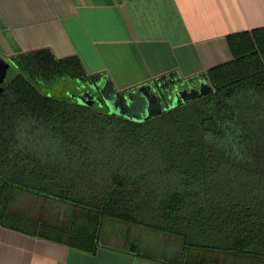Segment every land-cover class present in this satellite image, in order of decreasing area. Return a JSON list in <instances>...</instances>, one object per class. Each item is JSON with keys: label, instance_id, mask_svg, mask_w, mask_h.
<instances>
[{"label": "trees", "instance_id": "obj_1", "mask_svg": "<svg viewBox=\"0 0 264 264\" xmlns=\"http://www.w3.org/2000/svg\"><path fill=\"white\" fill-rule=\"evenodd\" d=\"M227 40L233 58L199 74L213 92L144 121L36 85L38 65L99 80L79 57L15 55L0 94L1 225L95 253L112 218L181 237L182 264H201L198 250L264 264V26ZM29 194L85 212L61 226L21 206Z\"/></svg>", "mask_w": 264, "mask_h": 264}, {"label": "crops", "instance_id": "obj_2", "mask_svg": "<svg viewBox=\"0 0 264 264\" xmlns=\"http://www.w3.org/2000/svg\"><path fill=\"white\" fill-rule=\"evenodd\" d=\"M261 26L264 0H0V56L15 63V55L43 48L57 58L77 56L88 73H100V80L110 78L123 91L163 74L171 73L175 80L204 78L199 74L233 58L229 34ZM24 203L32 206L31 194ZM63 207L66 214L58 221ZM24 208L61 226L85 212L52 199L44 200L39 212ZM197 253L201 264H260L232 252ZM183 260L181 237L112 218L103 221L95 253L0 223V264H182Z\"/></svg>", "mask_w": 264, "mask_h": 264}, {"label": "water", "instance_id": "obj_3", "mask_svg": "<svg viewBox=\"0 0 264 264\" xmlns=\"http://www.w3.org/2000/svg\"><path fill=\"white\" fill-rule=\"evenodd\" d=\"M10 60L0 56V94L4 90V82L11 66ZM87 88L76 97L78 103L94 105L98 102L106 106L110 113L131 117L136 121L153 118L163 111L186 103L200 96L213 92L214 88L205 78L176 80L165 85L162 82H145L133 89L119 90L113 81L106 77L102 80L88 81ZM127 107L131 114L127 113Z\"/></svg>", "mask_w": 264, "mask_h": 264}, {"label": "rangeland", "instance_id": "obj_4", "mask_svg": "<svg viewBox=\"0 0 264 264\" xmlns=\"http://www.w3.org/2000/svg\"><path fill=\"white\" fill-rule=\"evenodd\" d=\"M32 67H35V66H32ZM59 68L61 72L48 71V69L42 67L41 65L36 66L37 72L34 71V68L31 69L32 71L36 72V74H34L36 85L39 87L41 91L45 93H50L56 97L63 98V99L75 100L76 97L79 94H81V92L84 90V88H87V85L82 84L83 87H81V80L79 78H77L74 74L70 72H64V70L61 69V68H65L64 66H61ZM19 70H20L19 67L15 63L11 62V66L9 67L5 82L10 80L16 73L19 72ZM82 83H86V81H83ZM95 108L96 109L99 108L104 111L108 110L105 106H101L98 102H96ZM24 197H23V203H21V206L23 205V207H28V208L31 207L33 208L35 212L40 211L39 205L34 206L32 204V206H29L25 204ZM65 210H66L65 207L58 210V215H57L58 221L64 218L66 214ZM145 241H148V240H145ZM149 241L155 242V240H152L151 238L149 239ZM145 250L146 248L144 249V251ZM241 264H245V263L241 261ZM247 264H251V263H247Z\"/></svg>", "mask_w": 264, "mask_h": 264}]
</instances>
